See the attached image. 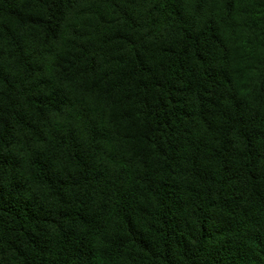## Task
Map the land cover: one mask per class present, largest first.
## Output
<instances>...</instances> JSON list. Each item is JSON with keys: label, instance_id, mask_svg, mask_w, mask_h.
<instances>
[{"label": "trees", "instance_id": "16d2710c", "mask_svg": "<svg viewBox=\"0 0 264 264\" xmlns=\"http://www.w3.org/2000/svg\"><path fill=\"white\" fill-rule=\"evenodd\" d=\"M0 264H264V0H0Z\"/></svg>", "mask_w": 264, "mask_h": 264}]
</instances>
